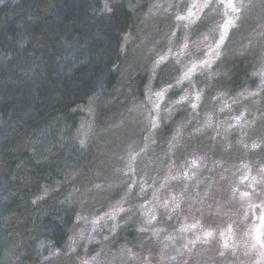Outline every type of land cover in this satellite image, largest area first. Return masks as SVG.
Instances as JSON below:
<instances>
[{
    "label": "rangeland",
    "instance_id": "rangeland-1",
    "mask_svg": "<svg viewBox=\"0 0 264 264\" xmlns=\"http://www.w3.org/2000/svg\"><path fill=\"white\" fill-rule=\"evenodd\" d=\"M252 1L126 0L142 20L124 69L144 68L145 88L106 133L95 102L81 109L76 140L96 167L71 189L78 210L55 264H264V155L247 156L264 148V38L245 87L223 86L214 68ZM179 107L189 112L176 118ZM205 174L214 192L185 205V181ZM122 229L137 230L135 247L116 245Z\"/></svg>",
    "mask_w": 264,
    "mask_h": 264
},
{
    "label": "trees",
    "instance_id": "trees-1",
    "mask_svg": "<svg viewBox=\"0 0 264 264\" xmlns=\"http://www.w3.org/2000/svg\"><path fill=\"white\" fill-rule=\"evenodd\" d=\"M112 1L0 0V264H55L63 256L78 210L71 189L96 167L91 148L76 140L81 109L95 102L94 125L106 133L145 88L144 68L124 69L126 37L142 13ZM262 38L264 0H253L215 63L219 83L231 89L252 81ZM170 69L161 67L157 81ZM188 112L179 107L175 117ZM261 154L264 148L247 156ZM205 175L185 181V205L214 192ZM117 241L132 248L140 235L122 229Z\"/></svg>",
    "mask_w": 264,
    "mask_h": 264
}]
</instances>
